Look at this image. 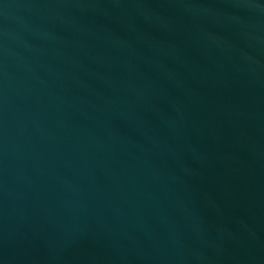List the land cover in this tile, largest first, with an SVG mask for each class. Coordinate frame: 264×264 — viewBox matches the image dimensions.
<instances>
[{
  "label": "water",
  "instance_id": "95a60500",
  "mask_svg": "<svg viewBox=\"0 0 264 264\" xmlns=\"http://www.w3.org/2000/svg\"><path fill=\"white\" fill-rule=\"evenodd\" d=\"M0 264H264V0H0Z\"/></svg>",
  "mask_w": 264,
  "mask_h": 264
}]
</instances>
